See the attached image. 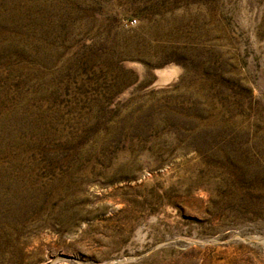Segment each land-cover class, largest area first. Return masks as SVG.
Segmentation results:
<instances>
[{
  "label": "rangeland",
  "instance_id": "1",
  "mask_svg": "<svg viewBox=\"0 0 264 264\" xmlns=\"http://www.w3.org/2000/svg\"><path fill=\"white\" fill-rule=\"evenodd\" d=\"M0 264H264V0H0Z\"/></svg>",
  "mask_w": 264,
  "mask_h": 264
},
{
  "label": "bare ground",
  "instance_id": "2",
  "mask_svg": "<svg viewBox=\"0 0 264 264\" xmlns=\"http://www.w3.org/2000/svg\"><path fill=\"white\" fill-rule=\"evenodd\" d=\"M161 72L164 73V75H163L164 77L163 78L161 77L162 78L161 80H165V81L167 80L168 81V79H171V77L173 76V74L175 75V73H177L178 71L175 69V70H172V71L169 72V68H167L166 70L161 71Z\"/></svg>",
  "mask_w": 264,
  "mask_h": 264
},
{
  "label": "water",
  "instance_id": "3",
  "mask_svg": "<svg viewBox=\"0 0 264 264\" xmlns=\"http://www.w3.org/2000/svg\"><path fill=\"white\" fill-rule=\"evenodd\" d=\"M158 75H160V76H162V77H163L164 73H163V72H161V71H159V72H158Z\"/></svg>",
  "mask_w": 264,
  "mask_h": 264
}]
</instances>
